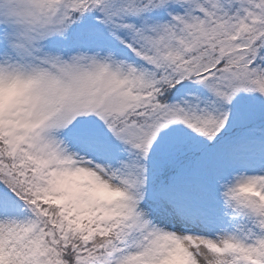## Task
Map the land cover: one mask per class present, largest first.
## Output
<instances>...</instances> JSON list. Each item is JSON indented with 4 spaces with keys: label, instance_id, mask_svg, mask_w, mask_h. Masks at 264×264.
<instances>
[{
    "label": "snow or ice",
    "instance_id": "1",
    "mask_svg": "<svg viewBox=\"0 0 264 264\" xmlns=\"http://www.w3.org/2000/svg\"><path fill=\"white\" fill-rule=\"evenodd\" d=\"M0 264H264V0H0Z\"/></svg>",
    "mask_w": 264,
    "mask_h": 264
}]
</instances>
